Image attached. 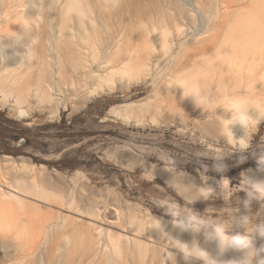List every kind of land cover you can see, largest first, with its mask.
Returning <instances> with one entry per match:
<instances>
[{
  "label": "rangeland",
  "instance_id": "1",
  "mask_svg": "<svg viewBox=\"0 0 264 264\" xmlns=\"http://www.w3.org/2000/svg\"><path fill=\"white\" fill-rule=\"evenodd\" d=\"M36 5L31 4L27 9L37 14L31 32L37 35V32L49 31L51 25L56 31L44 45V56L39 59L38 40L22 38L19 43L23 42L24 46L17 43L19 50L11 41L0 43V67L10 66L17 70L9 71L8 79L17 77L18 82L11 90L23 100L19 106L11 98L4 100L0 96V183H18L24 187L34 184L40 187L45 183L52 189L63 184L62 192L55 196L52 189L46 190L47 196L39 192L35 194L54 201L56 208L42 206L51 211L47 217L53 221L62 214L70 216L71 211L76 210L70 216L76 227L93 224L88 218L79 217L80 212L95 214L98 208H121L126 221L129 215L136 214L138 220L146 217L153 225L159 220V229L176 228L166 210L171 201L205 218L206 210L210 208L214 211L209 215L222 220H229L231 211L233 219L229 234L245 231L238 223L242 215H248L251 224L264 222V202L252 201L245 209L243 191L233 193L226 202L219 187L223 178L229 180L230 187H237L242 172L255 179H264V173L256 171L252 155L264 149V123L254 131L251 147L244 153L216 133L199 134L193 127L194 121L186 114L187 98L182 96L179 88L168 87L172 77L164 64L165 59L177 52L178 41L199 49L209 47V52L196 57L195 63L212 58L215 83L236 89L255 83L264 91L261 80L264 72V0H115L108 14L112 17L120 14L131 22L120 27L113 25L119 35L112 43V50L107 51L108 55L103 51L101 55L98 53L97 42L100 44L105 28L97 23L100 32L94 40L97 42L92 41L89 55L81 60L83 68L77 70L69 60L57 64L63 57L54 48L55 43L64 42L58 32L65 0H37ZM126 5L131 6V11ZM254 21H257V28L252 27ZM152 26L157 32H152ZM165 28L174 43L173 48L166 56L160 51L150 58L147 50L150 43L147 41L151 34L154 38L158 36L157 48L160 50L163 46L160 32ZM241 45L246 46L243 49ZM29 51L31 55L26 58ZM132 51L131 61L138 70L136 81L115 80L110 83L114 80L112 74L129 62L128 53ZM232 56L249 59L247 66L253 69V73L238 72L221 65L223 60L230 61ZM96 61L102 66L101 72L94 69L87 76H77ZM240 135L242 133L236 136ZM216 148L225 153L219 161L225 165L223 171L214 168L217 161L212 158L210 150ZM205 152L209 154L198 155ZM241 155L246 157L243 162L239 160ZM173 164L178 171L188 173L197 186L211 187L213 194L206 200L198 198L186 203L169 186L171 174L165 166L171 168ZM72 195L81 196V205L72 204ZM74 230L68 224L37 229L32 244H38V247L30 264H66L79 260L83 256L82 235L76 236ZM184 231L201 239L208 248H218L214 240L206 239L204 230ZM252 235L255 248L264 246V238L255 233ZM65 236L71 238L68 246L63 240ZM75 237L78 238L76 244ZM56 244L59 246L57 250ZM50 245L55 248L52 254L48 252ZM106 253L99 258L100 262L109 255ZM125 258L123 254L114 261L116 264L141 263L130 255L127 260Z\"/></svg>",
  "mask_w": 264,
  "mask_h": 264
},
{
  "label": "bare ground",
  "instance_id": "2",
  "mask_svg": "<svg viewBox=\"0 0 264 264\" xmlns=\"http://www.w3.org/2000/svg\"><path fill=\"white\" fill-rule=\"evenodd\" d=\"M36 1L37 0H0V41H5L4 43L8 41L10 42V40L8 39L10 37L16 36L17 33H21L23 31L22 26L24 24H27L28 32L22 38L25 37L29 38L30 40H38L40 45L37 43L36 44L39 45L40 48V51H38V54L40 55L38 56L40 59V57L42 58L44 56L45 43L49 42L50 38H52V36L55 34L54 32L56 31L51 25V29L49 31L43 30L42 33L39 32L40 34L37 32V35L31 32V26L33 25V21L36 18L35 16H37V14H32L31 12L27 11V9L31 4L36 5ZM113 2H115V0H65L64 9L67 5H76L78 6V8L77 11L71 16L65 15L64 9L62 11L63 15H61V17H63L60 21L61 25L58 35L59 37L63 38L64 42L61 44L55 43L54 48L55 51L59 52V54L62 55L63 58L60 59L58 57L59 60L57 61V64H61V60H69L71 62L70 65L74 68V70H77V68L79 67L83 68L81 60L86 59V56L89 55V51L93 47L91 45L92 41H94L97 35L100 33L97 29V23H100L101 26L105 28V34H101L100 44L99 41H94V43H98L97 46L99 47V55H101L102 51L105 55H108L107 51L112 50V43L119 35L114 30L113 25L116 24L120 27L121 25H124L128 22L120 14L113 15V17L111 16V14H108ZM38 8L41 9L40 7ZM126 8L128 11H131L130 5H126ZM159 14L161 15L162 12ZM127 20H129V18H127ZM152 20L153 19H151V21ZM248 20L253 21V19L250 18ZM130 22L131 20L128 23ZM255 22L257 21H254L253 24L257 25V23ZM48 24L50 25V22ZM249 24L252 26V22H250ZM249 24H247L248 26L246 27H249ZM175 25L178 31H181L180 26L178 24ZM254 25L252 27L257 28V26L255 25L254 27ZM249 30L250 29L248 28V31ZM152 32H157L154 26H152ZM160 33L162 34L159 38L162 40L163 45L160 50H158L157 48V43L159 41L158 36L154 38V36L151 34V36L149 37V41H147L150 43L147 48L150 58L154 53L160 51L162 52V55H168L171 51V47L174 45V43L170 40V35L166 28L163 29ZM251 40L254 42L253 39ZM22 43L18 44L24 46V44ZM186 44L185 41H178L177 52L172 53L169 59L164 58V64H166L168 74L172 78L179 76L181 73L193 67L195 64V58L199 55H201V57L205 56L210 50L209 47L205 49H199V47H195L193 44H191L190 46H186ZM15 45L16 49L19 50V48H17L18 45ZM245 46H242V48ZM128 50L130 51L131 49ZM20 52L21 51H19L18 53ZM229 52L232 53V51ZM181 53H183V55H180ZM128 54L130 55L128 61H131L133 59L134 51L129 52ZM247 61L250 62L249 59ZM247 61L242 57L232 56L230 61L223 60V64L221 65L225 68H232L234 70H237L238 72L246 71L247 73L251 74L253 73V69L247 66ZM44 64L45 61L42 63L40 70H42ZM99 64L100 63L96 61L95 65H91L86 71L82 72V74L81 72L78 73L77 76H87L89 73L93 72L94 69L98 72H101L102 66H100ZM60 69L61 68L58 67L59 71ZM9 71L17 72V70H13L10 66L0 67V96L4 100H8L11 98L12 102L20 106V101L23 102L22 98L13 94L11 90L13 85L18 82V79L16 76H14L12 80H9ZM261 80H263L264 82V72L261 74ZM214 85L217 89L221 88V86L215 82ZM179 97H181V94ZM186 114L194 121L193 127L195 128V131L196 129L198 130L199 134L201 133V135H214L216 133V125L213 121V115L204 112L194 103L191 98H187ZM234 133L238 136L242 133V131L239 128H236L234 129ZM35 188H39V190H35ZM50 189L52 188H48V185H45V183H42L40 187L37 184H34L31 187H24V185L21 184L20 186L18 183H0V198H9L11 201L23 202V204L25 205L24 218L27 221L31 222L33 225L32 242L34 241V233L37 229H43L45 227L48 229L54 227L57 228L61 226L63 227V225L67 224L74 227L76 229L74 230L75 235H82V237L80 238V242L82 246L83 256L80 257L79 260H71L66 264H116L114 258L116 257V259H118L122 257L123 254L126 256L124 260H127L128 255H130L131 257H133L132 259L137 258V261L140 260V264H144L145 261H147L148 264H205V261L201 258L195 256L186 257L180 250V248L182 247L180 243L187 245L189 249L195 246L205 251L210 258L216 259L220 262V264H228L229 261L239 260L243 256V253L241 251L235 249H228L221 252L219 248H214L213 246L208 248V245L206 246V244L202 243L201 239H197L195 236L188 234L186 231H184V229H181L178 226L176 228H172L170 226L164 227V225V228L162 227L163 229H159V220L158 223H155L153 225V223H151L148 218L143 217L138 220L136 214H132L129 215L128 221H126L123 209L121 208H110L108 210H102V208H98L95 214H86L84 212L78 213L80 214L78 215L79 217L84 219L88 218L89 221L91 220L90 222L93 223L92 225H83L81 227H76L74 225L75 222L70 219V216H72V212H76V208L74 209L75 211H71L70 216L69 214H62L61 217L53 221L52 218L47 217V215L49 216L51 211L48 208L45 209L42 207L46 206L56 208L53 204L54 201L46 198L48 194L46 193V190ZM62 190L63 184H57L55 185L54 189H52V192L55 196L59 192L61 193ZM35 192L42 193L46 196L35 194ZM72 200H74L72 203L73 205H81V203L83 202L80 195H72ZM3 203V199H0V206H2ZM57 209L62 210L61 208ZM65 212L68 213L69 211ZM44 214H46V217L43 216ZM77 241L78 238L75 237L74 243L76 244ZM55 242L56 241H54V243ZM56 245L58 246V244ZM37 247L38 244H36V246H34L32 243L30 244L29 252L32 258L35 255ZM57 249H59V246L58 248H56V250ZM54 251L55 248L50 245V247L48 248V252L52 254ZM106 252H108L109 255L106 258H103V260L100 262L99 258ZM193 254L199 253L196 252L195 249H193Z\"/></svg>",
  "mask_w": 264,
  "mask_h": 264
},
{
  "label": "clouds",
  "instance_id": "3",
  "mask_svg": "<svg viewBox=\"0 0 264 264\" xmlns=\"http://www.w3.org/2000/svg\"><path fill=\"white\" fill-rule=\"evenodd\" d=\"M77 8L76 5H67L64 14L71 16ZM22 28L21 33L8 39L13 45L19 43L27 34V24H24ZM30 55L31 52H27L26 58ZM213 64L212 58L197 61L193 67L172 78L168 87L179 88L183 97L191 98L204 112L212 114L216 125V135L223 137L229 145L237 148L241 153L247 152L251 147L254 131L261 123H264V91L258 89L255 83H249L240 89L227 86L217 89L213 81ZM137 72L132 61H129L112 74L114 80L110 83L115 80L133 83L137 79ZM236 128L242 131L239 137L234 133ZM210 151L212 158L217 161L214 164L215 170L223 171L225 165L219 161L223 159L225 153L220 148ZM208 154L205 152L198 155ZM252 155L256 162V171L264 173V149L258 153L253 152ZM245 159L243 155L239 157L240 162ZM165 169L171 174L169 186L175 190L177 195L183 197L186 203H191L198 198L206 200L213 194L214 190L211 187L197 186L188 173L183 170L178 171L174 164L171 168L165 166ZM201 178L203 179V175ZM219 187L220 194L226 202L233 193L243 191L245 198L242 203L245 209L250 207L252 201L264 202V179H255L247 173H241V181L237 187H230L227 178L220 180ZM0 199L4 201L0 206V264H30L32 257L29 247L33 240V225L24 218L25 205L22 201H11L9 198ZM166 210L173 218L172 223L179 228L193 232L204 230L206 239L214 240L221 252L235 249L243 253L239 260L229 261L228 264H264V256L260 255L264 253V246L259 249L255 248L252 235L255 233L264 238V222L251 224L250 217L242 215L238 223L245 228V231L229 234V224L233 219L231 211H229V220H222L209 215L214 209H207V218H205L193 213L187 207H181L175 201H171L166 206ZM63 240L66 246L70 245V237L65 236ZM180 244L182 245L180 250L186 257L201 258L205 264H220L216 259L210 258L205 251L195 246L189 249L187 245ZM193 249L199 254H193Z\"/></svg>",
  "mask_w": 264,
  "mask_h": 264
}]
</instances>
